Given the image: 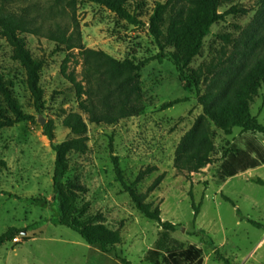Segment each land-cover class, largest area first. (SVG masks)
I'll return each mask as SVG.
<instances>
[{
  "label": "rangeland",
  "instance_id": "374dc122",
  "mask_svg": "<svg viewBox=\"0 0 264 264\" xmlns=\"http://www.w3.org/2000/svg\"><path fill=\"white\" fill-rule=\"evenodd\" d=\"M158 1L163 0H143L138 11L143 25L139 26L128 25L90 3H79L74 15L86 48L101 50L118 60H147L139 71L144 99L141 113L111 126L86 121L87 151L72 154L69 159L68 177L77 176L86 187L83 200L88 202L90 212L101 214L103 224L119 233L120 243L114 251L103 253L64 226L48 223L26 232L32 224L52 217L54 211L10 197L44 198L52 202L54 152L42 128L51 121L54 142L60 143L70 137L60 124L64 113L80 110L73 89L61 75L66 53L57 52L55 44L47 39L48 32L57 29V24L69 27L72 16L53 6L50 0H0V10L25 15L36 29V33L24 36L30 54L43 62L39 87L44 101L38 112L22 67L10 58L11 49L0 38L1 72L11 82L22 111L35 121L0 129V234L9 228L20 230L19 236L0 247V264H120L116 256L131 264H147L143 257L154 247L162 230L137 211L122 190L113 170V157L128 184L133 183L139 171L155 168L135 185V190L145 203L159 209L162 221L181 226L180 231L169 235L172 246H196L202 252L201 264H224L217 253L230 264H264V184L257 183V180L264 182V166L220 184L214 182L220 159L240 129L234 128L230 135H225L211 125L213 163L191 175L173 168L176 146L202 108L193 87L186 84L171 62L152 59L158 49L148 33L147 21ZM231 6L248 12L225 15L212 25L200 53L190 65L197 68L224 50L233 64H228L217 77L216 84L222 88L227 85L229 73L242 64L238 59H244L242 52L249 51L245 46L250 48L264 38V0H230L219 12H226ZM222 35H228L232 43L221 41ZM77 60L67 66L80 79L81 66L76 64ZM209 82L210 79L203 81L201 93ZM177 99L185 101L162 108L164 103ZM250 112L259 123H264V89L259 90ZM82 116L86 119V115ZM159 175H162L160 183L149 191ZM192 203L198 207L195 218Z\"/></svg>",
  "mask_w": 264,
  "mask_h": 264
},
{
  "label": "trees",
  "instance_id": "16d2710c",
  "mask_svg": "<svg viewBox=\"0 0 264 264\" xmlns=\"http://www.w3.org/2000/svg\"><path fill=\"white\" fill-rule=\"evenodd\" d=\"M50 1L53 6L72 16V24L69 27L57 24V29L48 32L47 39L55 44L57 52L66 53L61 64V75L73 89L80 113H64L60 124L69 131L70 137L60 143L54 142V126L51 121L42 128L54 152L52 202L44 198L10 197L40 208H52L54 211L52 217L32 224L26 232L37 230L48 223L60 225L76 233L87 245L98 246L103 253H110L120 243L119 233L103 224L104 218L101 214L90 212L88 202L83 200L86 187L77 176L68 177L69 159L72 154H84L87 151L86 121L111 126L141 113L144 99L139 71L147 60L138 62L129 58L118 60L101 50L86 48L82 44L80 29L74 15L79 3H90L113 13L128 25L139 26L143 23L139 20L138 11L144 2ZM227 2L230 0L158 1L155 2L147 21L148 33L158 49V53L152 59L159 63L165 59L171 62L186 84L193 87L196 101L202 108V113L194 119L176 146L173 168L178 173L191 175L213 163L215 146L211 136V125L225 135H230L234 128L240 129L238 137L232 141L220 159L215 184L264 166V123H259L250 112V106L259 90L264 89V38L258 39L250 48L245 46L249 51L242 52L244 59L237 58L242 64L229 73L225 88L216 84L217 77L228 64H233L224 50L209 61L200 63L197 68L190 66L192 60L200 53L203 40L209 34L212 25L225 15H245L248 12L231 6L226 12L220 13V7ZM34 33L36 29L25 15L0 10V38L10 47V58L22 67L33 106L40 112L44 104L43 91L39 87V72L43 62L30 54L24 36ZM220 39L225 44L232 43L228 35H222ZM256 48L257 51L253 52ZM74 59H78L76 64L81 66L80 79H77L74 71H68L67 64ZM207 79H210L208 87L201 93V84ZM183 101L185 99L167 102L162 108L166 109ZM82 114L86 115V119ZM21 122L35 121L33 116L22 111L11 82L4 77L0 69V129ZM112 159L116 179L122 190L128 194L135 209L145 218L156 222L162 230L154 247L145 253L143 261L147 264H201L202 252L196 246L178 248L171 245L170 233L180 231L181 226L162 221L159 209L145 203L143 197L135 190V185L155 168L147 167L139 171L133 183L128 184L123 179L116 158ZM161 179L162 175H159L149 191L153 190ZM257 183L264 184L261 180H257ZM191 207L195 218L198 207L193 203ZM250 223L255 225L254 222ZM200 233L205 235L204 231ZM19 235L20 230L7 229L0 234V247ZM216 255L224 264H230L224 256L218 253ZM116 259L120 264H131L119 256H116Z\"/></svg>",
  "mask_w": 264,
  "mask_h": 264
},
{
  "label": "water",
  "instance_id": "95a60500",
  "mask_svg": "<svg viewBox=\"0 0 264 264\" xmlns=\"http://www.w3.org/2000/svg\"><path fill=\"white\" fill-rule=\"evenodd\" d=\"M41 124H43V122H40ZM24 233V232H23Z\"/></svg>",
  "mask_w": 264,
  "mask_h": 264
}]
</instances>
